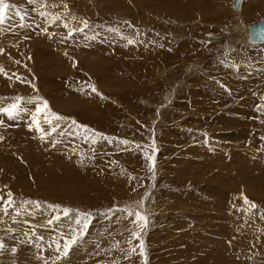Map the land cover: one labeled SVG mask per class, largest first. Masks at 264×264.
<instances>
[{"label": "rangeland", "instance_id": "rangeland-1", "mask_svg": "<svg viewBox=\"0 0 264 264\" xmlns=\"http://www.w3.org/2000/svg\"><path fill=\"white\" fill-rule=\"evenodd\" d=\"M85 1L5 0L0 264H264V0Z\"/></svg>", "mask_w": 264, "mask_h": 264}, {"label": "snow or ice", "instance_id": "snow-or-ice-1", "mask_svg": "<svg viewBox=\"0 0 264 264\" xmlns=\"http://www.w3.org/2000/svg\"><path fill=\"white\" fill-rule=\"evenodd\" d=\"M10 7L9 4H7L5 2V0H0V23L3 22V19H4V16H5V12H6V9H8ZM85 26H86V22H85ZM71 35V32L69 33ZM257 35L261 38V39H264V29H261V31L259 33H257ZM93 91H95V89L93 88ZM44 107L46 108L47 107V104L45 102L44 104ZM17 110V105L16 104H13L11 105L10 108H0V111H3V112H6L8 113V115L11 117L13 115V113ZM42 109L40 108H37V113L41 112ZM55 119H60L59 117H54ZM46 122H49L50 121H46ZM33 123L36 124L37 128H39V125L36 121V117L33 116ZM153 167H154V162H153ZM9 197H11V193H9ZM245 203L246 204H250V202L247 200V198L245 197ZM12 201L9 199V201H6V203H11ZM250 206L252 208H255V204H250ZM53 207H57V206H53ZM64 212V215L67 216L69 214V210L68 209H64L63 210ZM130 215H132V213H129ZM135 216H136V219L137 220H144L145 223H146V218L141 216L140 213H135ZM84 217H85V223H84V228L86 229L87 228V224H88V221H87V217H88V214H84ZM58 219V217H57ZM49 223H51V221H49ZM77 223H79V220H77ZM136 238H138V234H133ZM76 243V237L73 236L71 239H69L65 245H64V251L62 253V255H67V251L68 249ZM4 245L2 243H0V248H3ZM13 252H15V249L12 250ZM57 251H59V245H57ZM141 255H143V249H141ZM59 257H57L58 259Z\"/></svg>", "mask_w": 264, "mask_h": 264}, {"label": "bare ground", "instance_id": "bare-ground-1", "mask_svg": "<svg viewBox=\"0 0 264 264\" xmlns=\"http://www.w3.org/2000/svg\"><path fill=\"white\" fill-rule=\"evenodd\" d=\"M84 1H85V0H84ZM91 1L93 2V0H91ZM100 1H101V0H100ZM254 1H255V0H254ZM85 2H87V0H86ZM94 2H95V0H94ZM82 3H83V2H82ZM234 3H235V0H234ZM253 3H255V2H253ZM99 4H100V3H99ZM111 4H112L115 8H118L117 6H119V3H111ZM241 4H242V0H240V5H239L238 9L234 8V4H233V8H234L236 11H238V10H240ZM255 4H256V3H255ZM251 5H253V4H251ZM110 6H111V5H110ZM110 6H109V7H110ZM256 7H257V6H256ZM82 8H83V7H82ZM112 8H113V7H112ZM252 9H253V8H252ZM252 9H251V10H252ZM251 10H250V12H253V10H255V7H254V9H253L252 11H251ZM254 14H255V13H254ZM256 14H257V13H256ZM10 16H11V15H10ZM28 17H29V16H28ZM29 20H30V19H29ZM31 20H32V19H31ZM260 20H261V19H260ZM260 20H259V21H260ZM40 22H41V21H40ZM256 24H257V23H256ZM30 25H31V24H30ZM40 25H41V24H40ZM253 25H255V23L252 24V25H250V26H253ZM22 26H23V25H22ZM32 26L34 27V28H33L34 31H38V30H37V28H38V25H37V24H36V25L34 24V25H32ZM41 26H43V23H42ZM41 26H40V27H41ZM250 26H249V27H250ZM249 27H248V28H249ZM49 28H50V27H49ZM248 28L246 29V35L244 36V44H246V46L249 45V44H252V42L250 43V41H249V29H248ZM30 29H31V28H30ZM51 29H52V28H51ZM234 39H235V38H234ZM236 40H237V42H239V43L241 42V39L238 40V38H237ZM231 41H232V38L230 39V43H231L232 45L235 44V41H233V42H231ZM258 44H264V43H258ZM258 44H254V45H258ZM33 46H34V45H33ZM234 46H235V45H234ZM233 48H234V47H233ZM14 64H15V63H14ZM44 65H45V64H44ZM42 68H43V67H42ZM42 68H41V69H42ZM25 71H26V70H25ZM229 89H230V88H229ZM229 92H230V91H229ZM170 100H171V99H170ZM62 105H63V104H62ZM55 106H57V105H55ZM58 106H59V105H58ZM60 107H61V106H60ZM231 134H232V133H231ZM216 154H217V153H216ZM239 155H240V154H239ZM223 158H224V157H223ZM244 159H245V158H244ZM7 161H9V160H7ZM1 168H2V167H0V169H1ZM44 168H45V167H44ZM4 169H5V167H4ZM2 171H3V170H2ZM6 171H7V170H6ZM9 171H10V169H9ZM5 173H6V172H5ZM21 173H22V172H21ZM1 177L3 178V176H1ZM19 178H20V177H19ZM7 180H8V179H7ZM5 182L7 183V181H5ZM208 182H209V181H208ZM1 183H2V182H1ZM1 183H0V184H1ZM3 183H4V182H3ZM3 183H2V184H3ZM12 183H13V182H12ZM13 184L15 185V183H13ZM9 185H10V184H9ZM14 185H13V187H14ZM19 185H20V184H19ZM15 186H16V185H15ZM31 190H32V189H31ZM22 192H23V191H22ZM45 193H46V192H45Z\"/></svg>", "mask_w": 264, "mask_h": 264}, {"label": "water", "instance_id": "water-1", "mask_svg": "<svg viewBox=\"0 0 264 264\" xmlns=\"http://www.w3.org/2000/svg\"><path fill=\"white\" fill-rule=\"evenodd\" d=\"M240 5V0H235L234 8L238 9ZM249 41L252 44H258V43H264V39H261L257 33L261 31V29H264V17L261 18L257 24L250 26L249 28Z\"/></svg>", "mask_w": 264, "mask_h": 264}]
</instances>
